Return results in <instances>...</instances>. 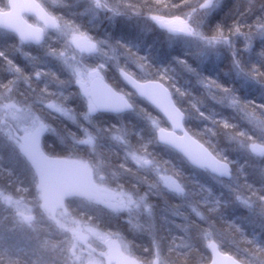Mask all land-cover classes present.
<instances>
[{
	"label": "snow or ice",
	"instance_id": "snow-or-ice-1",
	"mask_svg": "<svg viewBox=\"0 0 264 264\" xmlns=\"http://www.w3.org/2000/svg\"><path fill=\"white\" fill-rule=\"evenodd\" d=\"M0 134V264H264L257 0H0Z\"/></svg>",
	"mask_w": 264,
	"mask_h": 264
},
{
	"label": "clouds",
	"instance_id": "clouds-1",
	"mask_svg": "<svg viewBox=\"0 0 264 264\" xmlns=\"http://www.w3.org/2000/svg\"><path fill=\"white\" fill-rule=\"evenodd\" d=\"M243 2V0H242ZM258 3L264 4V0H257ZM172 105L177 108V110L181 111L182 117L187 121L189 125V131L193 136H196L201 131V124L202 122L198 119L196 116V113L191 110V108L188 105V102L177 97L176 99L172 100ZM55 123H59L58 121ZM202 139H207V137H202ZM51 148H55L54 144L49 145ZM11 151V145L7 141L6 137L3 134H0V179L7 176V172L9 169V153ZM159 151L161 154L167 155L168 150L161 146L159 148ZM179 162V161H178ZM193 179L200 178L198 175H194L192 177ZM155 211L156 214L159 217L166 215L163 206L160 204L155 205ZM159 223L163 228H167L168 224L164 220H160ZM128 239L132 242L133 245L139 244L142 242V240L136 235L132 234L128 236ZM172 264H180L178 260H176L175 257L172 259Z\"/></svg>",
	"mask_w": 264,
	"mask_h": 264
},
{
	"label": "water",
	"instance_id": "water-1",
	"mask_svg": "<svg viewBox=\"0 0 264 264\" xmlns=\"http://www.w3.org/2000/svg\"><path fill=\"white\" fill-rule=\"evenodd\" d=\"M18 3L21 5V6H23V5H25L26 3H27V0H18ZM21 11H26V9H24L23 7L21 8ZM29 16H30V14H29Z\"/></svg>",
	"mask_w": 264,
	"mask_h": 264
},
{
	"label": "trees",
	"instance_id": "trees-1",
	"mask_svg": "<svg viewBox=\"0 0 264 264\" xmlns=\"http://www.w3.org/2000/svg\"><path fill=\"white\" fill-rule=\"evenodd\" d=\"M149 39H151V37L149 38ZM51 143V142H50ZM169 157H167L166 155H165V159H168ZM9 163V166H10V161L8 162Z\"/></svg>",
	"mask_w": 264,
	"mask_h": 264
},
{
	"label": "flooded vegetation",
	"instance_id": "flooded-vegetation-1",
	"mask_svg": "<svg viewBox=\"0 0 264 264\" xmlns=\"http://www.w3.org/2000/svg\"><path fill=\"white\" fill-rule=\"evenodd\" d=\"M31 20V19H30Z\"/></svg>",
	"mask_w": 264,
	"mask_h": 264
}]
</instances>
